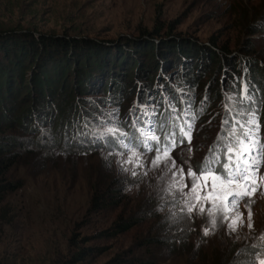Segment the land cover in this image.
Instances as JSON below:
<instances>
[{
  "label": "rangeland",
  "instance_id": "rangeland-1",
  "mask_svg": "<svg viewBox=\"0 0 264 264\" xmlns=\"http://www.w3.org/2000/svg\"><path fill=\"white\" fill-rule=\"evenodd\" d=\"M4 30L76 39L95 45L99 58L84 81L98 88L76 93L78 76L69 70L63 87L70 99L63 101L56 90L47 96L34 93L22 101L29 109L23 125L14 107L17 123L0 124L5 154L0 156V264H239L254 259L251 245L264 233V183L251 197V232L241 204L245 224L237 233L225 223L205 236L206 217L188 219L165 191L171 174L164 176L163 165L152 166L154 152L138 149L145 155L133 176L117 163L130 153L109 155L104 140L92 141L113 117L139 137L131 127L134 105H157V115L143 117L142 123L159 124L169 115L165 97L178 110L186 107L183 98L191 102L190 115L179 122L196 117L192 142L178 143L172 156L185 169L197 167L214 143H225L217 136L226 137L232 127L225 106L233 102L225 92L239 98L247 85L252 106L259 107L264 143V0H0ZM147 44L154 46L152 52ZM135 114L140 115L139 107ZM226 117L230 123L223 125ZM123 222L130 225L119 229Z\"/></svg>",
  "mask_w": 264,
  "mask_h": 264
},
{
  "label": "snow or ice",
  "instance_id": "snow-or-ice-1",
  "mask_svg": "<svg viewBox=\"0 0 264 264\" xmlns=\"http://www.w3.org/2000/svg\"><path fill=\"white\" fill-rule=\"evenodd\" d=\"M241 92L243 95L239 98L233 93L225 92L226 99L233 102L225 106V110L231 116L232 127L226 137L217 136V141L223 139L225 143L222 145L214 143L209 148V154L197 167L189 164L185 169L178 165L172 156L178 143L183 144L185 139L189 144L192 142L196 117L193 115L191 120L184 119L182 123L179 122L181 117L190 115L191 102L183 98L181 103L186 107L178 110L173 100L165 97L169 115L166 122L161 121L159 124L152 119L142 123L143 117L157 115V105H134L130 109V115L133 117L131 127L139 132V137H133L124 131L119 120L113 117L110 124L94 133L92 142L104 140L105 146L110 149L109 155L115 153L125 156L126 152L130 153L123 162L118 160L117 163L121 164L123 171H131L133 176L137 175L135 167L142 166L140 158L145 155L138 149L143 146L147 152H154L152 166L159 168L163 165V168L167 169L164 176L168 177L169 173L171 174L165 191L182 205L180 211L188 219H192L194 215L206 217V226L203 227L205 236L212 234L225 223L231 233H237L245 224L244 213L240 210L241 204L247 209V228L251 232L253 229L251 205L254 202L251 197L259 190L260 184L264 183V175L260 174L261 163L264 160V143L261 142L260 135L259 107L252 106L255 99L247 85ZM204 102L202 100L201 104ZM137 107L140 108V115L135 114ZM222 123L228 125L229 118H224ZM237 126L242 131H238ZM108 137H112V140L109 141ZM134 140L137 143H133ZM149 141L154 142L155 147L148 143ZM118 148L124 151H117ZM192 150L191 147L188 148L189 152ZM123 164H134V167L124 168ZM175 193H179V198L174 195ZM261 195H264V192H261ZM254 239L258 241L251 245L255 249L251 252L254 259L239 264H264V233Z\"/></svg>",
  "mask_w": 264,
  "mask_h": 264
},
{
  "label": "trees",
  "instance_id": "trees-1",
  "mask_svg": "<svg viewBox=\"0 0 264 264\" xmlns=\"http://www.w3.org/2000/svg\"><path fill=\"white\" fill-rule=\"evenodd\" d=\"M145 47L151 52L154 49L152 44ZM97 51L95 45L89 43L82 45L76 39L50 34L35 36L29 31H0V124L4 123V120L11 123L6 125L7 127L17 123V115L12 114L15 111L12 109L14 107L20 114L23 125L29 109L28 106L23 107L26 104L22 101L26 97L34 98V93L47 96V93L52 91L54 93L56 90L63 101L70 99L68 98L70 94L64 91L63 87L64 75L69 70L79 78H76L78 91L76 93L98 88L84 83L93 70L98 68ZM33 104L38 105V102L35 101ZM44 117L47 115L44 114ZM45 120L48 123L50 118ZM55 126H58V123L53 127ZM2 131L0 128V134ZM2 146L3 144H0V149ZM1 155L5 156L0 150ZM129 225L123 222L117 224V227L124 229Z\"/></svg>",
  "mask_w": 264,
  "mask_h": 264
}]
</instances>
